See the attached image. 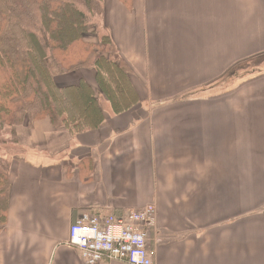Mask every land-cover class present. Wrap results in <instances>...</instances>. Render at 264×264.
Listing matches in <instances>:
<instances>
[{
  "label": "crops",
  "instance_id": "obj_1",
  "mask_svg": "<svg viewBox=\"0 0 264 264\" xmlns=\"http://www.w3.org/2000/svg\"><path fill=\"white\" fill-rule=\"evenodd\" d=\"M104 23L140 104L75 137L17 128L0 264H86L78 217L147 206L153 264H264V72L241 66L264 60V0H104Z\"/></svg>",
  "mask_w": 264,
  "mask_h": 264
},
{
  "label": "trees",
  "instance_id": "obj_2",
  "mask_svg": "<svg viewBox=\"0 0 264 264\" xmlns=\"http://www.w3.org/2000/svg\"><path fill=\"white\" fill-rule=\"evenodd\" d=\"M117 1L131 8L132 0ZM90 35L97 40L87 41ZM82 68L94 70L96 89L83 79L56 86L57 76ZM132 75L104 25V0H0V140L8 133L17 145V128L40 120L71 137L96 131L104 107L117 116L140 104ZM11 161L0 152V231L8 219ZM78 166L92 170L91 159Z\"/></svg>",
  "mask_w": 264,
  "mask_h": 264
},
{
  "label": "built area",
  "instance_id": "obj_3",
  "mask_svg": "<svg viewBox=\"0 0 264 264\" xmlns=\"http://www.w3.org/2000/svg\"><path fill=\"white\" fill-rule=\"evenodd\" d=\"M154 217L153 206L104 217L84 214L71 224L67 244L86 264H153L155 251L148 240Z\"/></svg>",
  "mask_w": 264,
  "mask_h": 264
},
{
  "label": "rangeland",
  "instance_id": "obj_4",
  "mask_svg": "<svg viewBox=\"0 0 264 264\" xmlns=\"http://www.w3.org/2000/svg\"><path fill=\"white\" fill-rule=\"evenodd\" d=\"M104 25H105V23H104ZM103 33H105L103 30L99 31V34H103ZM95 40H97V37H95L93 35H90L87 39V41H90V42H93ZM248 62L249 63H247V64L245 63V64L241 65L242 69L247 70V71L245 70L246 72H244L243 74L246 73L248 76H253V75H256L258 73L264 72V60H261L259 58H257V59L254 58V59L248 60ZM89 76H91L93 81L95 80L94 70L92 68H82V69L76 70V71L69 73V74L57 76L55 78V84L57 87H66V86L76 85L79 82V80H81V79H89ZM76 109L75 110L79 111V112L81 110L80 108H76ZM139 116H142V112H139ZM31 127L28 128V127H26V125H24V126H21L19 128H22V130H28V129H31ZM10 141H11L10 136L8 135V133H5L4 137L0 140V152L6 154L11 161L13 159L14 155L18 156L19 154H22V152H21L22 148L16 146L14 142H10ZM20 142L23 143L21 141V139H20ZM23 149H24L23 153L27 151L25 148H23ZM25 154L26 153H24V156H25ZM154 220H155V217H154Z\"/></svg>",
  "mask_w": 264,
  "mask_h": 264
}]
</instances>
